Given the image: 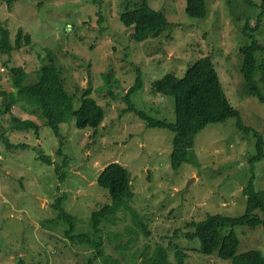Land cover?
<instances>
[{"label": "rangeland", "instance_id": "374dc122", "mask_svg": "<svg viewBox=\"0 0 264 264\" xmlns=\"http://www.w3.org/2000/svg\"><path fill=\"white\" fill-rule=\"evenodd\" d=\"M133 2L0 0V25L10 38L19 28L31 35L30 44L9 56L0 54V264L86 263L93 249L72 244L64 235L67 224L55 219L57 198L77 216L75 231L100 236L104 254L119 264H143L158 246L174 263L180 250L183 264H229L216 252L204 254L199 239L186 236L194 231L186 223L209 214L242 215V189L251 179L254 190L264 192V155L254 165L249 162L255 154L253 131L263 136L264 152V103L247 92L239 50L250 40L246 26L254 28L252 34L264 45V0H205L203 18L186 14V0H148L165 13L169 27L140 43L119 19L125 5ZM206 55L213 58L227 98L251 132L240 129L235 117L208 124L195 135L189 161L174 169L173 133L148 127L134 112L124 111L123 97L139 69L142 87L131 95V103L154 118L174 122L173 97L154 92L151 83L166 73L182 77L192 62ZM258 59L264 61V49ZM11 66L24 68L25 83L62 84L74 97L75 108L82 90L90 89L104 110L103 121L83 129L74 116L60 123L63 145L58 155L60 140L34 103L16 102L10 113L3 111V103L16 91L8 73ZM40 154L50 156L52 163L42 161ZM64 157L68 164L61 182L55 167ZM111 162L128 171L133 196L128 209L103 220L100 232L93 234L90 213L110 202L97 177ZM232 229L239 239L237 253H264V224ZM109 259L99 258L95 264H109Z\"/></svg>", "mask_w": 264, "mask_h": 264}, {"label": "trees", "instance_id": "16d2710c", "mask_svg": "<svg viewBox=\"0 0 264 264\" xmlns=\"http://www.w3.org/2000/svg\"><path fill=\"white\" fill-rule=\"evenodd\" d=\"M246 1L248 2V0ZM185 12L192 18L205 17V0H186ZM261 14H264V5ZM119 19L125 27L133 29L132 38L139 43L158 36L169 27L165 13L162 10L153 9L148 0H134L132 5L127 3L120 13ZM246 29L245 34L250 40L239 48L242 54L240 70L249 95L264 103V61L258 59V53L264 49V45L260 44L252 34L253 27L246 26ZM30 42V33L19 28L12 40L8 29L0 25V54L9 56L13 50H18ZM8 73L16 91L10 94V102L3 103V111L10 113L11 105L16 102L34 103L45 117L46 124L60 140L58 155H62L61 146L63 145L59 129L60 123L66 122L74 116L78 128H96L104 119V110L91 96L90 89L82 90L79 106L75 108L74 97L67 92L62 84L48 86L42 80L25 83L26 72L21 66L8 67ZM141 87V74L137 69L135 83L128 88L123 97L127 102L124 111L134 112L148 127H161L173 133L170 161L174 169H177L183 161H189V151L194 146L195 135L208 124L223 122L229 117H235L240 129L251 132L250 128L243 125L239 111L227 98L210 55L198 57L188 66L182 77L166 73L161 78L152 81L151 89L154 92L173 97L174 122L154 118L145 111L134 107L130 100L131 95ZM30 126H33V123H30ZM34 128L37 129V126ZM253 132L255 154L249 159L252 165L264 155L263 136L256 131ZM2 141L6 146L10 145L6 137L2 136ZM38 157L48 164L52 163L50 156L40 154ZM67 164L68 160L64 157L62 165L57 164L55 167V172L61 182L66 177L62 168ZM97 184L107 189L110 202L90 213L88 221L93 234L100 232V224L103 220H109L110 216L115 217L117 212L128 209L129 201L133 196L129 173L118 162H111L102 169L97 177ZM242 192L246 196L245 212L242 215L232 217L209 214L197 222L186 223L187 226L194 228V231L187 232L186 236L197 237L204 254L210 255L216 252L220 258L229 260V264H264V253L258 249L237 253L239 239L232 228L235 225L256 227L264 224L259 214L264 215V192L259 194L254 190L252 179L243 187ZM53 207L57 211L55 219L67 224V228L64 230L67 239L72 244H87L93 249L85 264H95L99 258L107 257L109 259V256L104 254L100 236L96 237L91 236L89 232L75 231L77 216L64 209L61 198L56 199ZM46 222L51 223L53 219L46 220ZM175 254L177 263L169 260L164 247L158 246L152 254L142 260V263L183 264V253L176 250ZM109 261V264H119L114 259H109ZM17 264L25 263L19 260Z\"/></svg>", "mask_w": 264, "mask_h": 264}]
</instances>
